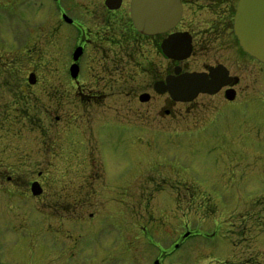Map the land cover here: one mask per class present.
Instances as JSON below:
<instances>
[{
	"label": "rangeland",
	"instance_id": "1",
	"mask_svg": "<svg viewBox=\"0 0 264 264\" xmlns=\"http://www.w3.org/2000/svg\"><path fill=\"white\" fill-rule=\"evenodd\" d=\"M126 6L0 0V264H264V67L230 105L155 96Z\"/></svg>",
	"mask_w": 264,
	"mask_h": 264
},
{
	"label": "flooded vegetation",
	"instance_id": "2",
	"mask_svg": "<svg viewBox=\"0 0 264 264\" xmlns=\"http://www.w3.org/2000/svg\"><path fill=\"white\" fill-rule=\"evenodd\" d=\"M132 2L133 0H122L121 4V7L123 3L127 5L125 23L129 35L125 40L126 48L131 50L137 45L132 43L133 40L143 43L144 73L146 78L151 77L150 83L147 80V86L149 85L148 90H152L155 96H167L166 94L157 95L154 91L155 86L173 75L175 70H179L180 74H205L212 84H215L218 79L225 84L215 94H200L190 103L176 104L193 105L195 101L203 98L219 97L225 100L224 104L230 105L236 101L239 87L244 80L246 61L264 67V64L243 51L235 36L233 26L239 0H168L171 14L175 13L177 9L180 12L179 20L172 28L155 36L141 35L135 30L131 19ZM55 3L59 4L60 0ZM121 7L115 11L106 9L108 13L113 14L120 11ZM61 12L59 11V13ZM160 15L159 11L155 13L153 20H159ZM149 19L147 18V20ZM70 20V27L75 28L76 22ZM104 36V40L100 38V42L105 41L110 45L114 43L112 38ZM85 42H80L75 47H81L83 55L86 52ZM114 45L122 46L119 42H115ZM187 47L190 49L189 56L181 59L182 55L186 53ZM71 64L68 65V70ZM78 66L79 77V63ZM144 94L149 95V100L146 102L149 103L150 94ZM229 95H232V100L227 98ZM239 196H244V193H240ZM186 234H189L188 237L191 236L190 231L184 233L183 237L172 246L168 255L183 244L188 238L185 237ZM162 253L166 254L165 251ZM161 255L160 253L159 259L155 261L158 264L163 259Z\"/></svg>",
	"mask_w": 264,
	"mask_h": 264
},
{
	"label": "water",
	"instance_id": "3",
	"mask_svg": "<svg viewBox=\"0 0 264 264\" xmlns=\"http://www.w3.org/2000/svg\"><path fill=\"white\" fill-rule=\"evenodd\" d=\"M131 9V18L135 29L145 35H157L172 26L171 19L178 20L179 13L171 14L168 0H133ZM121 0H105V6L109 10L119 9ZM165 14L160 21L151 20L157 12ZM147 18H150L147 20ZM64 19H67L64 16ZM234 33L239 41L240 47L244 52L264 64V0H240L237 5L234 17ZM189 48L181 59H185L189 55ZM168 54V53H167ZM81 55V49H77L73 54V61L76 62ZM71 77L76 78L78 69L73 65L70 69ZM174 76L166 79V86L158 83L155 91L158 94L168 93L174 102H191L199 94H215L219 88L225 83L222 80H216L212 84L205 75L198 74H182L175 70ZM29 83H35L33 75L29 76ZM232 100V95L227 96ZM149 96L143 94L139 97L141 103L148 102ZM41 188L38 183H33L31 193L33 196L41 194ZM187 236V235H186ZM157 264V263H155Z\"/></svg>",
	"mask_w": 264,
	"mask_h": 264
}]
</instances>
